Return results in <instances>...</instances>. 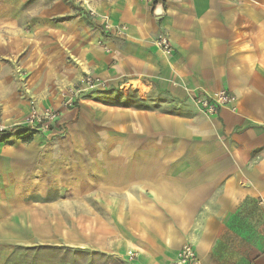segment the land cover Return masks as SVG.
I'll return each instance as SVG.
<instances>
[{
	"label": "crops",
	"instance_id": "0c3cea01",
	"mask_svg": "<svg viewBox=\"0 0 264 264\" xmlns=\"http://www.w3.org/2000/svg\"><path fill=\"white\" fill-rule=\"evenodd\" d=\"M29 1L0 0V124L58 109L86 75L110 87L0 144V235L31 211L33 234L125 264H174L185 244L198 264H264V0H102L110 34L50 33L80 45L63 65L25 34ZM221 90L235 112L194 101Z\"/></svg>",
	"mask_w": 264,
	"mask_h": 264
},
{
	"label": "rangeland",
	"instance_id": "374dc122",
	"mask_svg": "<svg viewBox=\"0 0 264 264\" xmlns=\"http://www.w3.org/2000/svg\"><path fill=\"white\" fill-rule=\"evenodd\" d=\"M102 2V0H30L24 11V32L28 35H38L39 45L43 51L57 52L51 64L55 62L63 65L67 61L79 64L78 58L75 57L79 54V43L68 41L67 47V44L62 41H55L50 33L62 35L72 28V30L80 29L89 37H94L99 32L104 35L110 34L112 25L109 23V13L108 11L102 13L103 11L99 9ZM93 43L98 44L97 42ZM65 49L69 50L68 55L64 53ZM75 50L77 51L74 52ZM34 83L32 84L34 85ZM32 84H28L29 87L26 86L28 89L25 87L26 92H29L30 95L26 98L28 105L32 102L38 103V95L35 97V89ZM47 84L45 83V85ZM50 90L51 88L48 89L47 85V92L43 94L47 96ZM63 92L64 87L59 89V94L57 93L58 96L60 95V99ZM33 107L36 106L32 105L29 110L31 111ZM29 113L19 125L9 127L0 124V128L10 130L24 125ZM38 133L49 134L50 132ZM14 139L16 138L13 137L10 141H14ZM24 215L22 231H20L19 224L16 226L15 220L13 224L10 220L7 236L0 235V264H125V260L120 257L69 243L60 236H58L60 238H48L46 230L44 233L40 230L39 233L33 234L31 211H25ZM2 228H0V234L3 233Z\"/></svg>",
	"mask_w": 264,
	"mask_h": 264
},
{
	"label": "built area",
	"instance_id": "2783aa9c",
	"mask_svg": "<svg viewBox=\"0 0 264 264\" xmlns=\"http://www.w3.org/2000/svg\"><path fill=\"white\" fill-rule=\"evenodd\" d=\"M147 1L152 3L154 0ZM123 29L124 28L121 27L122 31ZM155 45L167 55H171L173 52L172 45L166 36L158 37ZM109 87L110 83L108 81L99 77L86 75L78 85L72 86L62 93L58 109L38 110L36 107H33L24 125L17 126L16 128L10 130L0 128V132H13L20 129L25 131L29 130L28 134L42 131L51 132L60 118L61 111L75 109L77 105L81 103L85 94L96 91H104L109 89ZM194 101L199 106V108L208 115H215L220 109L231 106V110L235 112V107L233 105L236 101V98L227 90H221L214 97L198 96L195 97ZM132 257H135V255H132ZM174 264H198V259L193 247L189 244H185L179 251Z\"/></svg>",
	"mask_w": 264,
	"mask_h": 264
},
{
	"label": "trees",
	"instance_id": "16d2710c",
	"mask_svg": "<svg viewBox=\"0 0 264 264\" xmlns=\"http://www.w3.org/2000/svg\"><path fill=\"white\" fill-rule=\"evenodd\" d=\"M29 133V130H18V131H13V132H0V144L3 143H10L11 138L16 137V138H23ZM30 136V135H29Z\"/></svg>",
	"mask_w": 264,
	"mask_h": 264
},
{
	"label": "water",
	"instance_id": "95a60500",
	"mask_svg": "<svg viewBox=\"0 0 264 264\" xmlns=\"http://www.w3.org/2000/svg\"><path fill=\"white\" fill-rule=\"evenodd\" d=\"M158 10H159V7H157V9L155 10V12L157 13Z\"/></svg>",
	"mask_w": 264,
	"mask_h": 264
}]
</instances>
